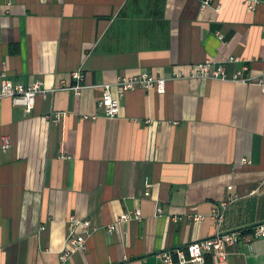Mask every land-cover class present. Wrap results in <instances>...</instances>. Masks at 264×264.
<instances>
[{
    "label": "crops",
    "instance_id": "1",
    "mask_svg": "<svg viewBox=\"0 0 264 264\" xmlns=\"http://www.w3.org/2000/svg\"><path fill=\"white\" fill-rule=\"evenodd\" d=\"M204 2L0 0V86L56 90L32 111L0 101L11 140L0 149V264H164L165 251L264 223V0ZM231 57L227 80L190 78ZM144 73L165 79V93L114 86ZM105 85L116 118L103 113ZM229 200L218 224L213 210ZM73 230L87 248L63 261ZM227 252L206 264H264V239Z\"/></svg>",
    "mask_w": 264,
    "mask_h": 264
},
{
    "label": "built area",
    "instance_id": "2",
    "mask_svg": "<svg viewBox=\"0 0 264 264\" xmlns=\"http://www.w3.org/2000/svg\"><path fill=\"white\" fill-rule=\"evenodd\" d=\"M210 1L211 0H205L203 4L204 7L209 5ZM237 61H239L238 58L231 57L218 65L213 64L210 60L201 64H196L191 69L190 78L227 80L228 78L225 63H235ZM239 75L241 74L235 76V80H239ZM182 76V73L177 74V77ZM72 78L78 81V83L75 86H72L71 90H74L78 95L83 88L80 84L83 80L81 72L73 73ZM241 80L247 83L251 79L242 78ZM165 82V79L156 78L155 76L144 73L132 77H121L114 86L120 94H125L126 92L133 91L137 88H142L147 91L156 89L160 94H164L166 91ZM102 87L104 90V99L101 103L103 113L107 118H116L119 116L121 111L119 99L113 96V85H105ZM54 90H47L41 82L33 84L32 86H24L13 85L7 79H3L0 86V101L4 98H11L15 105L23 106L28 111H32L36 105V100L39 95L45 96L49 91ZM55 117V120H60L62 118L61 114H57ZM10 148V138L8 136H2L0 138V149L7 151ZM231 202L233 201L229 200L228 202H223L220 208H215L213 210V214L211 216L218 224H222L224 222L225 210ZM159 212L162 213V209H159ZM140 217V212H137L134 218L131 215H126L121 218L120 221H130L135 218L140 219ZM194 220L202 221L205 220V218L202 216H194ZM70 222L74 228L80 225H83L86 229H90V227H92V223L90 221L86 220L85 222H80L74 217L70 219ZM115 230L116 225L111 226L109 231L114 233ZM70 234L71 235L68 236V245L71 249L64 252L62 256L63 261H66L71 257L73 250L78 251L87 248L86 238L83 236H77L74 230ZM260 239H264V223L237 231H221L210 238L195 241V243L192 242L181 248L165 251L159 254L158 258L164 264H206L207 257L211 255L217 262H225L229 257L227 252L228 247L245 243V245L249 248H252L255 242Z\"/></svg>",
    "mask_w": 264,
    "mask_h": 264
}]
</instances>
